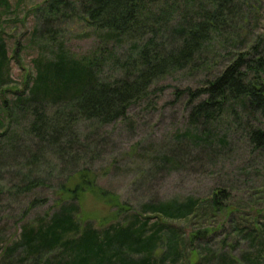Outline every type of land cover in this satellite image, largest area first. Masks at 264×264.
Segmentation results:
<instances>
[{"label": "rangeland", "instance_id": "rangeland-1", "mask_svg": "<svg viewBox=\"0 0 264 264\" xmlns=\"http://www.w3.org/2000/svg\"><path fill=\"white\" fill-rule=\"evenodd\" d=\"M44 1L7 0V10L0 5V33L10 57L11 50L18 46V55L9 62L8 84L20 89L26 74L35 73L34 60L52 57L51 48L44 46L42 38L33 37L38 24L35 9ZM236 3L228 35L218 37L215 48L207 53L208 57L220 55L212 59L216 63L213 72L222 66L226 51L234 45L247 49L252 38L264 31V0ZM59 29L60 41L71 56L86 55L97 44L96 38L76 21H68ZM128 48L130 43L122 44L118 54ZM102 72L104 78H112L115 68L109 64ZM200 77L183 71L160 79L142 100L130 106L125 118L116 122L72 124L73 144L66 151L71 159L55 157L44 142L28 134L26 128L32 116L18 112L12 119L18 136L7 147L10 158L0 169V264L35 263L26 254L21 236L25 230L50 221L59 206L54 188L81 169L91 170L97 186L125 205L117 209L87 195L79 202L81 225L89 223L92 229L102 231L110 224L132 223L133 230L143 229L142 240L156 234V260L167 254L169 243L165 238L174 229L185 253V258H177L174 264H264V150L253 149L246 137V124L263 129L264 118L243 113L238 120L223 117L208 129L209 142L198 141L199 135L204 137L203 129L190 124L187 98L175 93L187 86L195 87ZM14 96L8 93V99ZM46 106V113L53 117L57 106ZM35 153L40 160L30 165ZM30 169L31 175L40 178L38 186L29 192L6 193L12 183L21 185ZM219 190L224 192L221 208H226L225 212L212 213L204 203L199 212L194 209L196 215L191 211L185 217L162 221L153 214L152 208L161 204L174 203L177 207L190 200L209 201ZM33 199L38 202L29 209ZM205 229L209 233L204 234ZM193 233L198 234L191 240ZM68 239H72V233ZM61 249L43 254L39 262L61 263L66 259ZM124 253L130 262L139 261L144 254L136 245L128 246Z\"/></svg>", "mask_w": 264, "mask_h": 264}, {"label": "trees", "instance_id": "trees-1", "mask_svg": "<svg viewBox=\"0 0 264 264\" xmlns=\"http://www.w3.org/2000/svg\"><path fill=\"white\" fill-rule=\"evenodd\" d=\"M0 5L9 9L7 0H0ZM236 12V0H45L35 9L38 24L33 37L42 38L52 57L34 60L35 73L26 74L22 89L8 84L9 62L18 55V46L10 57L0 33V169L10 158L7 147L18 136L12 124L18 112L32 116L28 134L44 142L55 157L71 159L66 151L73 144L72 124L92 121L106 125L123 119L153 84L177 72L201 75L198 85L175 93L187 98L190 124L203 129L204 137L199 135L198 141L209 142L208 129L223 117L238 120L243 113L264 118V31L252 38L247 49L234 45L226 51L222 66L217 65L214 72L213 58L220 55H207L218 37L228 35L227 27ZM68 21H76L96 38L97 44L86 55L71 56L64 49L59 28ZM124 43H130V48L119 55L117 50ZM109 64L115 68V75L104 78L102 68ZM8 93H13L14 99H8ZM51 103L57 106L53 117L46 113V105ZM246 137L253 149L264 150V128L246 124ZM38 160L39 154H32L30 165ZM31 171L24 174L21 185L12 183L6 193L29 192L38 186L40 178ZM56 186L53 191L58 211L49 222L25 230L21 236L34 264H55L50 260L40 263L39 259L60 248L66 259L58 264H162L168 258L169 264H174L177 258H185L182 240L174 229L165 238L167 254L156 260V234L142 240L143 229L133 230L132 223L110 224L102 231L92 229L89 223L81 225L79 202L87 195L117 209L125 206L97 186L91 170L74 171ZM222 196L224 192L219 190L209 201L190 200L177 207L174 203L161 204L152 210L162 221L185 217L191 211L196 215L204 203L212 213L225 212ZM37 202L33 199L28 208ZM69 233L72 239H68ZM197 234L193 233L191 240ZM134 245L144 254L139 261L130 262L124 258V250Z\"/></svg>", "mask_w": 264, "mask_h": 264}]
</instances>
